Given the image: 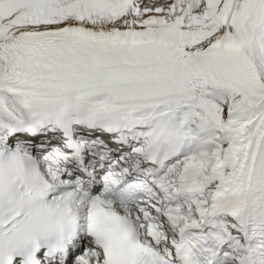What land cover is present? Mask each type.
I'll return each mask as SVG.
<instances>
[{
    "label": "snow or ice",
    "instance_id": "snow-or-ice-1",
    "mask_svg": "<svg viewBox=\"0 0 264 264\" xmlns=\"http://www.w3.org/2000/svg\"><path fill=\"white\" fill-rule=\"evenodd\" d=\"M0 264H264V0H0Z\"/></svg>",
    "mask_w": 264,
    "mask_h": 264
}]
</instances>
